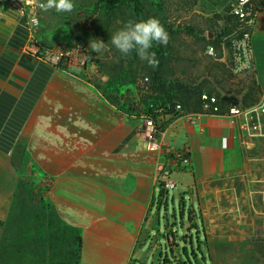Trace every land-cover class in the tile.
I'll return each mask as SVG.
<instances>
[{"label": "crops", "instance_id": "obj_1", "mask_svg": "<svg viewBox=\"0 0 264 264\" xmlns=\"http://www.w3.org/2000/svg\"><path fill=\"white\" fill-rule=\"evenodd\" d=\"M31 34L30 21L10 0H0V264H33L27 254L35 264H53L52 229L40 222L24 228L18 221L17 238L5 248L11 215L23 219L12 210L21 179L15 166L39 174L57 217L77 232L71 247L77 258L67 264H135L155 221L158 163L170 169L182 200L185 194L198 200L204 262L264 264V136H250L239 119L185 109L160 120L159 148L150 151L131 99L121 110L93 80V70L34 57ZM253 44L264 93V12ZM185 148L187 167L173 159Z\"/></svg>", "mask_w": 264, "mask_h": 264}, {"label": "rangeland", "instance_id": "obj_2", "mask_svg": "<svg viewBox=\"0 0 264 264\" xmlns=\"http://www.w3.org/2000/svg\"><path fill=\"white\" fill-rule=\"evenodd\" d=\"M140 1L144 20L159 19L170 37L166 46L153 43L151 51L159 61L155 68L135 53L125 58L111 45V36L125 22L138 21L130 0L118 4L112 12H106L101 0H74V10L66 13L44 11L36 6L46 0H36V6L27 7L24 16L28 21L33 17L38 19L34 34L44 51L68 52L69 56L60 64L61 67L76 63L93 70V80L121 110H128L123 103L125 99H131L132 105L135 100L145 105L150 96H147L148 92L157 95L153 91L155 74L162 76L167 93L180 102L195 104L197 95L203 91L219 96L226 105L232 100L249 104L258 102V94L244 99L253 83L257 82L255 73L234 75L224 59L221 44L216 58L206 53V46L229 26L228 16L235 0ZM97 39L105 43L100 51L90 47L91 42ZM178 84L187 88L184 94L178 92ZM131 109L132 115L138 117L137 107L134 105ZM49 189L37 172L24 166L12 209L13 212H21L23 219L15 220V215H11L5 228V248H11L17 238L13 229L18 227V221L24 228L33 224L38 227L40 222L45 228L50 226L52 229V263L67 264L68 260L77 258V252L71 247L78 241V234L65 227L57 217L49 201ZM179 191L180 186L168 193H164L160 186L155 188L152 210L155 221L141 239L142 248L135 264H210L208 258L204 262L208 254L207 238L198 200L192 201L188 194L182 200ZM24 251L25 254L29 252L27 246ZM45 253H48L47 248ZM25 260L37 263L28 254Z\"/></svg>", "mask_w": 264, "mask_h": 264}, {"label": "built area", "instance_id": "obj_3", "mask_svg": "<svg viewBox=\"0 0 264 264\" xmlns=\"http://www.w3.org/2000/svg\"><path fill=\"white\" fill-rule=\"evenodd\" d=\"M10 3L23 16L27 7H34L37 4L36 0H10ZM40 5L36 7H40ZM262 12H264V1L262 0H235L232 4L229 15L235 24L222 38L221 46L224 49V59L228 61L232 73L236 76L255 73L256 71L253 37ZM30 24L32 34L29 38V53L40 60L60 66L63 60L69 56V53L60 50L44 51L34 34V27L38 25V19L36 17L31 18ZM206 53L209 57L216 58L218 56V50L213 45L207 47ZM143 93L147 92L143 91ZM201 101V114L230 116L239 119L250 136H264V93L262 91L258 102L249 106L232 100L223 110L220 99L208 94H203ZM134 105L137 107L139 130L148 139L147 149L155 151L159 148L158 136L163 133L164 127L160 120L163 117L181 114L184 112V108L180 103H177L174 112L166 114L165 108L158 107L154 111V114H159L155 119L148 113L142 102L135 100L132 107ZM173 157L176 162L184 167L191 164V152L188 148L174 152ZM157 170L159 172L156 178L157 186H160L164 193L174 191L177 188V183L172 179L170 169L167 168L166 164L158 163Z\"/></svg>", "mask_w": 264, "mask_h": 264}, {"label": "clouds", "instance_id": "obj_4", "mask_svg": "<svg viewBox=\"0 0 264 264\" xmlns=\"http://www.w3.org/2000/svg\"><path fill=\"white\" fill-rule=\"evenodd\" d=\"M40 7L44 11L55 10L58 13L72 12L75 8L74 0H46ZM169 34L157 18L146 20H128L123 27L111 36V45L125 58L135 53L142 61H147L150 67H157L159 61L152 52L153 43L167 45ZM90 47L100 51L105 47L102 40H94Z\"/></svg>", "mask_w": 264, "mask_h": 264}, {"label": "trees", "instance_id": "obj_5", "mask_svg": "<svg viewBox=\"0 0 264 264\" xmlns=\"http://www.w3.org/2000/svg\"><path fill=\"white\" fill-rule=\"evenodd\" d=\"M124 1L125 0H101L102 4L105 7L106 12L114 11L115 8L118 6V4H120ZM130 1H132L134 4V12L136 14L137 19L138 20H144V10H143L141 1L140 0H130ZM230 11H231V9H230ZM228 17L230 19L229 20V26L226 29H224L222 31V33H220L215 40H212L206 46V48L210 45H213L218 50V47L221 44L222 38L228 33L230 27L234 26V24H235L232 17L230 15ZM154 79H155V82L153 84L154 85L153 91L154 92L156 91L157 95H154L152 92H148L147 96H149V95L150 96L148 98L147 103L145 104V107H146V110L148 111V113L150 115H152L155 119L159 115V114H154L155 109H157L158 107L165 108L166 109L165 113L170 114V113L174 112L176 104L180 103L183 106L184 110L185 109H193V110H197L198 112H201V110H202V101H201L202 95L208 94L210 96H216L210 92H204L203 91V92H200L199 95H197V92H195L197 95V100H196L195 104H192L190 101L180 102V101H177L174 96H171L170 94H168L169 91H167V87L164 83L162 76H160L159 74H155ZM177 87H178V92H180L181 94L182 93L184 94V91L187 90V88L185 86H180V84H178ZM195 93H194V95H195ZM255 94H258V96H260V94H261V88L256 81L253 83V86L249 89V92L245 95L244 99H246L248 97H252ZM216 97L219 98V96H216ZM241 103L244 106H249V105L253 104V103L249 104L247 101H242ZM220 104H221L222 109L224 110L226 107V104L221 99H220ZM18 152L20 153L21 157H23L22 155L24 154V149L22 147L19 148ZM15 168H17V170H19L21 172V166H15ZM163 194L164 193H162V197H164ZM2 225L3 224L0 221V228L2 227Z\"/></svg>", "mask_w": 264, "mask_h": 264}]
</instances>
